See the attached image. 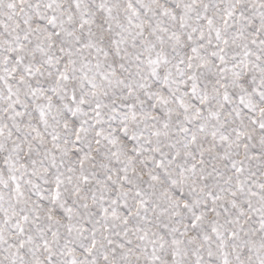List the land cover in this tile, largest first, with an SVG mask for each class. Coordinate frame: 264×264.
I'll return each mask as SVG.
<instances>
[{"label":"snow or ice","instance_id":"obj_1","mask_svg":"<svg viewBox=\"0 0 264 264\" xmlns=\"http://www.w3.org/2000/svg\"><path fill=\"white\" fill-rule=\"evenodd\" d=\"M0 264H264V0H0Z\"/></svg>","mask_w":264,"mask_h":264}]
</instances>
